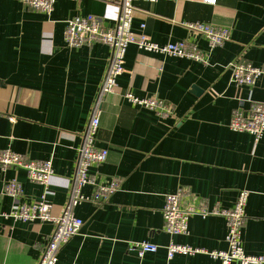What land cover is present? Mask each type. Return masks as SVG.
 <instances>
[{
  "label": "crops",
  "instance_id": "obj_1",
  "mask_svg": "<svg viewBox=\"0 0 264 264\" xmlns=\"http://www.w3.org/2000/svg\"><path fill=\"white\" fill-rule=\"evenodd\" d=\"M120 2L58 0L45 14L21 0H0V150L25 160L53 159L47 197L54 216L69 200L82 135L113 53L105 43L68 47L66 23L95 15L112 27ZM187 22L228 28L230 39L212 48ZM132 30L159 44L186 41L209 63L127 48L117 87L102 104L97 145L109 150L108 159L90 171L98 184L117 178L118 188L106 203L74 207L84 224L60 250L58 264H221L207 253L168 259L171 240L208 251L228 249L220 214L191 216L185 235L164 232L166 196L180 188L188 196L185 204L203 203L209 210L232 208L247 190L243 247L251 256L264 255V136L256 143L253 135L229 127L236 110L264 103V75L252 86L239 85L231 67L243 62L264 68V1L139 0ZM127 93L163 100L173 111L162 117L128 101ZM13 178L22 184V203L44 192L24 169L0 166V264H38L53 224L2 216L16 206L4 192ZM93 190L83 191L89 196ZM142 241L159 248L142 255L132 250Z\"/></svg>",
  "mask_w": 264,
  "mask_h": 264
},
{
  "label": "built area",
  "instance_id": "obj_2",
  "mask_svg": "<svg viewBox=\"0 0 264 264\" xmlns=\"http://www.w3.org/2000/svg\"><path fill=\"white\" fill-rule=\"evenodd\" d=\"M58 0H21L24 6L32 10L51 14L55 10ZM139 0H121L120 13L116 25L108 27L103 18L95 15L74 17L67 21L65 29V43L74 49L88 43H105L112 49L107 70L100 86L98 96L93 105L90 120L82 135L81 145L78 149L77 173L74 178L69 200L61 214H52V204L48 200V188L54 176L53 159L25 160L20 154L12 150H0V166L4 168L24 169L28 179L44 187V192L39 200L34 202H20L19 197L23 192L22 184L17 178L5 182L4 192L13 197L16 206L2 216L22 222H50L53 230L49 236L38 264H58L59 252L73 237L81 231L83 220L77 217L74 207L83 201L93 203H106L118 188L119 181L112 178L107 184H98L92 177V168L100 167L107 162L109 150L97 145V134L100 127V116L105 96L113 93L117 87L118 77L124 71V62L127 48L136 45L141 51L153 54H162L173 57L187 58L203 64L209 63V58L203 52L191 48L186 41L159 44L152 41L145 33L135 34L132 24L135 14V2ZM155 2L157 0H142ZM215 4L217 0H204ZM264 1V0H263ZM188 29L194 30L210 43L212 48L223 46L230 39V30L204 22H187ZM144 28V25H142ZM233 69L232 81L239 85L252 86L264 75V68L256 67L250 63L237 62L231 64ZM125 97L134 105L148 108L157 112L162 117L169 116L173 108L163 100L157 98H140L127 93ZM229 127L235 132H247L253 135L258 143L264 136V103L251 104L248 112L236 110L229 122ZM92 186L93 193L84 194V188ZM47 190V191H46ZM187 193L180 188L174 194L166 196L163 209V230L170 236L185 235L189 230V219L194 215L207 216L220 214L227 223L226 242L228 249L208 251L195 248L186 244H179L171 240L166 247L168 259L176 255H195L207 253L221 264H264V255L251 256L243 247L242 230L246 219V204L249 196L247 190H242L230 209L220 210L200 203L198 206L185 204ZM191 195V194H190ZM158 246L148 241L135 243L132 250H137L141 255L154 253Z\"/></svg>",
  "mask_w": 264,
  "mask_h": 264
},
{
  "label": "water",
  "instance_id": "obj_3",
  "mask_svg": "<svg viewBox=\"0 0 264 264\" xmlns=\"http://www.w3.org/2000/svg\"><path fill=\"white\" fill-rule=\"evenodd\" d=\"M193 89H194L195 93L199 94L200 91H199V89L197 87H193Z\"/></svg>",
  "mask_w": 264,
  "mask_h": 264
}]
</instances>
